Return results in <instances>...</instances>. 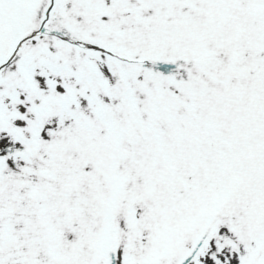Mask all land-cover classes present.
Instances as JSON below:
<instances>
[{
	"label": "snow or ice",
	"instance_id": "6c2138e0",
	"mask_svg": "<svg viewBox=\"0 0 264 264\" xmlns=\"http://www.w3.org/2000/svg\"><path fill=\"white\" fill-rule=\"evenodd\" d=\"M0 264H264V0H0Z\"/></svg>",
	"mask_w": 264,
	"mask_h": 264
}]
</instances>
